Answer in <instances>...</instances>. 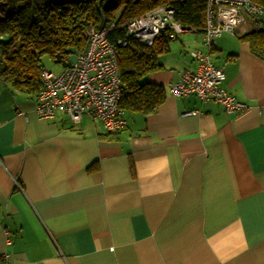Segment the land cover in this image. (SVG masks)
Masks as SVG:
<instances>
[{
	"label": "crops",
	"instance_id": "0c3cea01",
	"mask_svg": "<svg viewBox=\"0 0 264 264\" xmlns=\"http://www.w3.org/2000/svg\"><path fill=\"white\" fill-rule=\"evenodd\" d=\"M257 28L247 19L211 47L201 32L170 39L140 80L161 85L162 102L148 114L123 109L116 133L86 114L39 119L34 94L0 79V255L9 264H264V59L240 39ZM192 50L208 53L225 73L221 88L251 108L228 115L215 101L172 96L168 84L196 69Z\"/></svg>",
	"mask_w": 264,
	"mask_h": 264
},
{
	"label": "built area",
	"instance_id": "2783aa9c",
	"mask_svg": "<svg viewBox=\"0 0 264 264\" xmlns=\"http://www.w3.org/2000/svg\"><path fill=\"white\" fill-rule=\"evenodd\" d=\"M2 6L0 0V9ZM173 15L171 6L159 5L126 21L120 28L126 36L132 35L146 46L163 31H168L171 39L185 32H197L196 28L175 20ZM263 15L264 6L255 0H206L201 31L203 44L211 47L222 32H233L247 19L254 20L256 27H262L264 23L258 18ZM114 28L115 23L105 22L103 18L98 24H88L84 32L85 46L78 51L71 67L59 72L41 70L40 88L34 94L35 113L39 119H50L57 111H62L73 123H77L82 115H89L110 133L125 127L123 109L119 106L125 90L120 79L116 44H125L126 36L113 44L108 34ZM189 54L197 62L196 69L183 70L173 83L168 84L172 96L194 95L202 103L215 101L228 115H238L251 108L221 88L225 73L214 66L208 53L192 50ZM260 109L264 120V105ZM10 242L7 237L6 244ZM0 264H9L6 253L0 255Z\"/></svg>",
	"mask_w": 264,
	"mask_h": 264
},
{
	"label": "trees",
	"instance_id": "16d2710c",
	"mask_svg": "<svg viewBox=\"0 0 264 264\" xmlns=\"http://www.w3.org/2000/svg\"><path fill=\"white\" fill-rule=\"evenodd\" d=\"M264 6V0H255ZM0 9V79L11 88L35 94L40 88L41 61L57 54L66 58V48L81 51L88 24L115 23L108 38L116 44L126 36L120 28L126 21L159 6L174 9V19L201 32L206 0H2ZM168 31L159 33L151 45H144L132 35L118 48V67L125 90L119 106L148 114L164 98L163 87L140 83L147 73L160 67L158 56L168 50ZM250 51L264 59V30L247 31L240 36Z\"/></svg>",
	"mask_w": 264,
	"mask_h": 264
},
{
	"label": "water",
	"instance_id": "95a60500",
	"mask_svg": "<svg viewBox=\"0 0 264 264\" xmlns=\"http://www.w3.org/2000/svg\"><path fill=\"white\" fill-rule=\"evenodd\" d=\"M258 20L264 23V15L259 17ZM259 29L264 30V26L260 27ZM65 52L67 53L66 58H63L60 54H57L53 59V62L60 64L64 68L71 67L76 60L78 51L74 47H69L65 49Z\"/></svg>",
	"mask_w": 264,
	"mask_h": 264
},
{
	"label": "rangeland",
	"instance_id": "374dc122",
	"mask_svg": "<svg viewBox=\"0 0 264 264\" xmlns=\"http://www.w3.org/2000/svg\"><path fill=\"white\" fill-rule=\"evenodd\" d=\"M186 35H188V33H183V34L178 35V39L174 41H170V44L175 43V42L178 43L179 39H182V37L183 36L185 37ZM41 61L43 63L44 68L49 71L59 72L62 69V66L60 64L54 63L53 60H51L50 58L46 56L42 57Z\"/></svg>",
	"mask_w": 264,
	"mask_h": 264
}]
</instances>
